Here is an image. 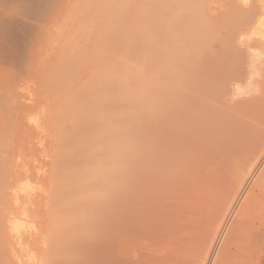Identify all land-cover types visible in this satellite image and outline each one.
<instances>
[{"label":"rangeland","instance_id":"1","mask_svg":"<svg viewBox=\"0 0 264 264\" xmlns=\"http://www.w3.org/2000/svg\"><path fill=\"white\" fill-rule=\"evenodd\" d=\"M168 1L58 0L36 64L21 68L22 77L0 66V264H92L95 213L111 206L110 167L126 157L129 133L144 125L149 106L157 109L178 65L213 37L243 31L240 8L255 0ZM91 110L112 125L93 122ZM104 159L112 162L108 174ZM93 165L105 176L87 177L99 171Z\"/></svg>","mask_w":264,"mask_h":264},{"label":"bare ground","instance_id":"2","mask_svg":"<svg viewBox=\"0 0 264 264\" xmlns=\"http://www.w3.org/2000/svg\"><path fill=\"white\" fill-rule=\"evenodd\" d=\"M57 1L0 0V66L16 68L19 77L26 74L21 68L36 64L48 50L43 40ZM244 5L243 31L213 37L163 83L157 109L149 106L144 125L129 133L126 157L110 167L113 179L107 175L112 162L104 159L112 203L94 212L92 264H264V0ZM95 114L93 122L101 124L104 114L97 120L101 113ZM99 166L93 165L101 173ZM99 171L85 176H105Z\"/></svg>","mask_w":264,"mask_h":264}]
</instances>
